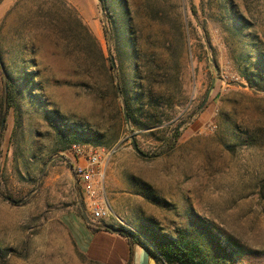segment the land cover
I'll list each match as a JSON object with an SVG mask.
<instances>
[{"label":"rangeland","instance_id":"1","mask_svg":"<svg viewBox=\"0 0 264 264\" xmlns=\"http://www.w3.org/2000/svg\"><path fill=\"white\" fill-rule=\"evenodd\" d=\"M129 40L181 96L172 148L170 129L122 124ZM263 62L264 0H0V264H105L72 238L80 220L264 264ZM89 152L106 158L102 219L73 172Z\"/></svg>","mask_w":264,"mask_h":264},{"label":"trees","instance_id":"2","mask_svg":"<svg viewBox=\"0 0 264 264\" xmlns=\"http://www.w3.org/2000/svg\"><path fill=\"white\" fill-rule=\"evenodd\" d=\"M127 31L133 34L130 27H127ZM105 33L108 34L107 28ZM127 49L132 66L127 68L128 75L120 72L118 84L114 87L115 97L120 100L119 113L123 118L122 124L137 131V135L143 132L160 135L170 129L165 146L172 148L178 141L181 128L187 123L186 120H181L172 112L176 105V96H181L172 90L162 88L161 83L167 77L164 75L162 67L156 66L153 69L142 66V70H140L139 63L143 61V55L135 46V40H129ZM152 57L154 61L155 57ZM255 75L259 80L262 79L260 74ZM248 82L251 83V79H248ZM44 112L48 114V110ZM177 119L179 122L174 125ZM79 134L82 135L81 132ZM80 137L86 139V136ZM86 227L93 233L100 230L91 227L90 224H86ZM119 230L118 235L123 237L129 246L128 264H131L132 247L135 244L142 247L155 263L159 261L163 264H207L208 255L197 243H188L184 239L177 238L157 239L152 234L134 235L123 229ZM103 231L111 233L105 228Z\"/></svg>","mask_w":264,"mask_h":264},{"label":"crops","instance_id":"3","mask_svg":"<svg viewBox=\"0 0 264 264\" xmlns=\"http://www.w3.org/2000/svg\"><path fill=\"white\" fill-rule=\"evenodd\" d=\"M79 227L66 221V226L76 245L91 258L102 260L105 264H128L129 246L118 234L107 233L100 229L93 233L80 220ZM154 262V263H153ZM131 264H156L148 253L139 245L132 247Z\"/></svg>","mask_w":264,"mask_h":264},{"label":"built area","instance_id":"4","mask_svg":"<svg viewBox=\"0 0 264 264\" xmlns=\"http://www.w3.org/2000/svg\"><path fill=\"white\" fill-rule=\"evenodd\" d=\"M77 152L80 153L79 150ZM102 157L97 152H89L83 161L78 159L73 167L75 177L83 186V197L88 206L89 213L94 219H102L106 214L102 202V170L106 158Z\"/></svg>","mask_w":264,"mask_h":264},{"label":"water","instance_id":"5","mask_svg":"<svg viewBox=\"0 0 264 264\" xmlns=\"http://www.w3.org/2000/svg\"><path fill=\"white\" fill-rule=\"evenodd\" d=\"M98 1H99V0H98ZM112 62H113V61H112ZM212 87H213V81H212V84H211V86H210V88H209V90H208V92H207V94H206V96H205V100L203 101L202 105L206 102V100H207V98H208V96H209V94H210V91H211ZM132 145H133V148H134L135 152H136L139 156L144 157V158L147 157L146 155H144L143 153H141V152L139 151V149H138V147H137V145H136L135 142H133ZM105 229L109 230V231H110L111 233H113V234H119V233H120V230H119V229L110 228V227H108V226H106Z\"/></svg>","mask_w":264,"mask_h":264}]
</instances>
